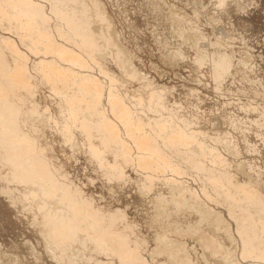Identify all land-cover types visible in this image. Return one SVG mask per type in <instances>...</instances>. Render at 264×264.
<instances>
[{"label":"rangeland","instance_id":"obj_1","mask_svg":"<svg viewBox=\"0 0 264 264\" xmlns=\"http://www.w3.org/2000/svg\"><path fill=\"white\" fill-rule=\"evenodd\" d=\"M7 1L0 0V76L19 72L24 88L8 104L12 100L17 108L45 117L38 124L44 136L38 141L51 170L69 187L67 195L48 196L56 197L50 205L57 213L67 210L77 216L81 227L96 230L123 260L104 248L85 250L69 234L58 239L49 223L50 229L42 227L34 203L46 201L43 196L5 199L0 193V264H129L124 261L127 251L133 254L126 260L140 255L138 264H264V0H58L53 6V0ZM29 4L38 23L33 25L44 27L47 18L52 40L34 39L27 46L31 50L21 41L34 28L25 29L22 22ZM10 9L22 16H11ZM52 10L64 11L77 22L98 14L106 20L105 39L81 41L71 26L55 21ZM17 30L25 31L21 35ZM107 39L110 44H104ZM34 44L38 51L31 53ZM49 44L66 51L69 62L51 53ZM121 58H126L131 75L119 67ZM215 60L223 62V73L215 69ZM51 63L61 77L70 70L80 80L75 91L83 90L79 93L90 104L84 116L94 117L91 136L81 119L73 122L63 108L58 96L66 92L61 86L42 84V73L49 74ZM8 83L0 82V88L11 87ZM113 102L120 110L113 109ZM67 104L75 105L71 100ZM123 114L134 122L131 133L161 154L162 167L151 170L138 161L151 152L136 146L120 121ZM211 173L217 184L209 181ZM240 203L253 210L252 218L242 214ZM185 206L204 207L211 215L199 220L181 208ZM162 209L164 214L158 212ZM194 228L204 235L191 233ZM116 237L124 240L120 249ZM207 237L217 251L211 250ZM245 249L254 253V260L242 255Z\"/></svg>","mask_w":264,"mask_h":264},{"label":"bare ground","instance_id":"obj_2","mask_svg":"<svg viewBox=\"0 0 264 264\" xmlns=\"http://www.w3.org/2000/svg\"><path fill=\"white\" fill-rule=\"evenodd\" d=\"M44 1V0H43ZM47 1V0H46ZM52 1V0H51ZM58 0H53V2H49L50 4H52L51 6L54 5L55 2H57ZM11 2V1H10ZM6 3H9V0L6 2ZM11 4V3H10ZM26 5V4H25ZM30 5V4H29ZM12 6V4H11ZM10 6V7H11ZM21 6V5H20ZM19 6V7H20ZM24 6V5H23ZM24 7H27V8H30L29 10H25L23 8V10H25V12L23 13V19H22V22H24L23 24L25 25V29H26V26L29 27L33 25V23H36L35 25H37L38 23L35 21L36 18L33 17L34 15V12H31V5L30 6H24ZM13 8V7H12ZM16 8V7H14ZM17 9V8H16ZM22 9V8H21ZM6 10V9H5ZM8 12V10H6ZM19 11V10H18ZM18 11H11L10 9V13H11V16H22L18 13ZM21 11V10H20ZM50 11V10H49ZM55 14V21L57 20V23L60 22L61 25L62 23H64V25L66 26H71V29H72V32L74 33V35L76 36V38L80 39L81 41H85L87 42L88 40L90 41L89 38H92V37H98L99 39L103 38V35H104V31L102 29V23L103 22H106V20L102 19V17H100L98 14H96L95 16L97 18H91V19H88V22L87 20L84 19V16H83V20H79L77 22L76 18H70V17H67L65 12L62 11L61 13H58L56 10H52ZM5 12V11H3ZM6 12V13H7ZM26 12H28L27 14H25ZM21 13V14H22ZM9 14V13H8ZM7 14V15H8ZM25 14V15H24ZM53 14V15H54ZM6 14H4V17H5ZM9 16V15H8ZM7 17V16H6ZM33 17V18H32ZM11 18V17H10ZM9 18V19H10ZM54 18V17H53ZM19 18V20H21ZM47 19V18H46ZM45 19V21L41 24V26H44V27H36L35 25H33L34 28H32L33 30L30 31V33L28 32V34L26 35L27 31L25 32L24 36L22 37L23 39H21V41L23 40L24 41V45H26L25 47H27L28 45H32L34 42H32V40L34 41L35 40H43V41H50L51 39H49L48 37L51 36L50 35V29L47 24V20ZM49 19V18H48ZM15 20H16V17H15ZM18 20V23H21L20 21ZM52 20V19H51ZM55 21H54V24H55ZM92 21H95V23H91ZM13 22V21H12ZM52 22V21H51ZM46 23V24H45ZM49 23V21H48ZM56 23V24H57ZM13 24V23H12ZM17 24V23H15ZM21 24V25H23ZM19 25V24H18ZM40 25V24H39ZM110 25V24H109ZM15 26V25H14ZM17 27V26H16ZM22 27V28H23ZM30 27V28H31ZM105 27V25H104ZM18 28V27H17ZM15 28V29H17ZM109 28V26H108ZM20 29V28H19ZM14 30V29H13ZM23 30V29H21ZM21 30H17L19 32V34L23 35L24 31H22L23 33H20ZM109 31V30H108ZM113 33V32H112ZM15 34V33H14ZM18 34V35H19ZM21 35H19L21 37ZM29 35V37H28ZM31 36H35L34 38L31 37ZM18 37V36H17ZM19 37V38H20ZM108 37V36H107ZM46 39V40H44ZM2 40V39H1ZM110 40V39H109ZM22 41V43H23ZM52 41V40H51ZM104 44L108 41L107 40H104ZM3 42V41H2ZM5 42V41H4ZM26 42V44H25ZM38 42V41H37ZM12 43V42H11ZM110 44V42H107ZM21 44V43H20ZM85 43H80V45H84ZM88 44V43H87ZM101 44V43H100ZM116 44V43H115ZM107 45V44H106ZM36 46V44H34L32 46L33 50L30 51L31 53L34 51V50H37V49H34ZM48 46V48L51 50V53L54 52L55 55H57L58 59H61L62 61L63 60H66L69 62V59H70V56L67 54L66 51H62L60 49H55L53 48V46L51 44L49 45H46V47ZM99 46V45H98ZM112 46V45H111ZM114 46V45H113ZM193 46V45H192ZM29 47V46H28ZM27 47V49H29ZM40 46H38V49H39ZM104 47V46H103ZM117 47V46H116ZM119 47V46H118ZM117 47V48H118ZM11 48V46H10ZM41 50L44 48L40 47ZM106 48V46L104 47ZM45 50H48L46 48H44ZM102 49V48H101ZM100 49V51H101ZM16 50V49H15ZM31 50V48L29 49ZM118 50V49H117ZM17 51V50H16ZM28 51V50H27ZM38 51V50H37ZM36 53V51H34ZM42 52V51H41ZM40 52V53H41ZM48 53V51H46ZM15 53V52H14ZM86 54H89V52H85ZM42 54V53H41ZM52 54V56L54 55ZM98 54V53H97ZM3 55V54H1ZM12 55V54H11ZM10 55V56H11ZM45 55V54H44ZM49 55V54H48ZM47 55V56H48ZM110 55V54H109ZM108 55V56H109ZM117 55V54H116ZM119 55V53H118ZM125 55V54H123ZM208 55V54H207ZM4 56V55H3ZM16 56V55H15ZM20 56V55H19ZM18 56V57H19ZM41 56V55H40ZM50 55V57H52ZM102 56V55H101ZM122 57V52H121V55ZM12 57V56H11ZM17 57V58H18ZM22 57V55H21ZM43 57V56H42ZM60 57V58H59ZM126 57V56H125ZM203 57V56H202ZM3 58V57H2ZM1 58V59H2ZM47 58V57H46ZM0 59V60H1ZM53 59H54V56H53ZM52 59V60H53ZM111 59V58H109ZM126 59V58H125ZM125 59L121 58V61H119V67H122L124 70V72L127 70L129 73V66H127V64L125 63ZM51 60V61H52ZM56 60V58H55ZM60 60V62H61ZM81 60V59H80ZM115 60V59H114ZM208 60V59H207ZM213 60V58H212ZM219 60V59H218ZM218 60L214 61V64L216 63L215 65V69H217V71L219 70L220 74L223 73L225 71V66L223 65V62L221 63V65L218 64ZM25 61V60H24ZM33 61V60H32ZM59 61V60H58ZM127 61V60H126ZM130 61V60H129ZM128 61V62H129ZM41 62L40 64H42V60L39 61ZM49 62V61H48ZM47 62V63H48ZM59 62V64H60ZM67 62V63H68ZM7 63V62H6ZM46 61L44 64H47ZM62 63V62H61ZM66 63V62H65ZM64 63V64H65ZM130 63V62H129ZM5 64V63H4ZM38 64V62H37ZM80 64V63H79ZM22 65V64H21ZM43 65V64H42ZM49 65V64H47ZM52 65V63L50 64ZM55 65V64H54ZM58 65V63H57ZM1 66H3V63L1 64ZM6 66H8V63L6 64ZM36 66V65H35ZM39 66V65H38ZM41 66V65H40ZM39 66V68H40ZM53 66V65H52ZM50 67V71H48L47 73H49L48 75H44L45 73H40L42 76L41 80L43 81L42 84H47L48 86L51 85L52 88L56 89V87H59L61 86L60 90H63L65 94L63 93H59L61 94V96L59 95L58 97H62L61 98V104H64L63 105V108L68 112L70 113V116L71 118H73V122H79V120L81 119V123L82 125L85 126V130L87 132V135L88 137L91 136L93 134V130L91 129L90 126H92L91 124L94 123V117H90L88 119H85L86 117L84 115L87 114V110L85 108V105H88L90 106V104L86 101L85 99V96H83L82 93H84L83 90H79L78 92H76V88H75V83L80 82V80L76 79L75 75H73L70 70H68L69 68H67V75H65L64 77H61V73L59 74L58 72L59 69L57 70V68L55 69L54 66L53 67ZM221 66V67H220ZM34 67V66H33ZM46 67V66H45ZM68 67V66H67ZM130 67L131 66V63H130ZM2 68V67H1ZM0 68V69H1ZM8 68V67H7ZM6 68V71L8 70ZM35 68V67H34ZM37 68V67H36ZM38 68V69H39ZM60 68V66H59ZM81 68V67H80ZM22 70H24V72L26 74H28L26 67H23L21 68ZM32 69V68H31ZM48 69V67H47ZM46 69V70H47ZM62 69H65V66L64 68ZM123 69L121 70V72L123 71ZM132 69V68H131ZM2 70V69H1ZM14 70V69H13ZM66 70V69H65ZM65 70H62V71H65ZM135 70V69H134ZM11 71V70H10ZM39 71V70H38ZM5 72V71H4ZM37 72V71H36ZM35 72V73H36ZM43 72V71H42ZM66 72V71H65ZM63 72V73H65ZM69 72L72 74L70 75ZM127 72V73H128ZM19 73V72H18ZM16 72L15 73H11V72H6V74L4 73L3 76H0V82L3 83V82H6L8 81L9 83L6 85V86H10L12 85L11 87L7 88L6 90L5 89H2L0 88V182H1V195H3L5 197V199H10V198H25V197H39V196H43L44 199H46V201H43V202H35L34 203V209H36L39 213H41V218H42V227H44L45 229H50V227L47 226V223L51 224L53 227H54V236H56L58 239L61 238V236L63 234H69V240L70 241H74V242H78L80 244H82V246L84 247V249L86 250L87 247H90L92 249H94L96 252H99V251H103V248L106 250V251H109L112 253V255H115L117 256V258H119V260H123V258L121 257V255L119 253H116L114 248L113 250L112 249H109V246H108V243L106 242V240H103L100 238V235L99 233L92 229L91 227H88L86 225H83V227L80 226V224L77 222L76 218L77 216L73 215V214H69L68 211H62L64 212V214L62 213H57L55 212V209L53 207H51L50 205V202L51 201H54L56 199V197H54V200H51V198H49L48 196H53V195H67L68 194V191H69V187L67 188L66 186H64L60 181L61 179H59V174H56V171L55 170H51V163H49V161L46 159V157L44 156L45 152H44V146L42 147V144H40V141L39 138L42 136L44 137L41 132V130L39 129L40 127H38V124L39 126H41L43 124V121L46 122L45 120V117H40V118H37V116H35L33 113H31L29 110L27 111L25 109V107H21L19 106V108H17V106L13 105L12 104V100L11 102L8 104V102L10 101V98L12 97H16V99H18L19 97V93H20V89L21 88H24L22 85H19V80H18V77L20 75V73L18 74ZM123 73V72H122ZM134 73V76L135 77V73H138V72H133ZM131 75V73H130ZM139 75V73L136 75V77ZM216 75V74H215ZM30 76V75H29ZM74 76V77H73ZM220 76V75H219ZM84 77V76H83ZM139 77V76H138ZM30 78V77H29ZM39 78V77H38ZM142 78V77H141ZM218 78V77H217ZM32 79V78H31ZM40 80V78H39ZM40 80V81H41ZM127 80V79H126ZM41 81V82H42ZM113 81V80H112ZM82 82V80H81ZM85 82V81H84ZM83 83V82H82ZM68 84L70 85V87L68 86ZM2 85V84H1ZM19 85V86H18ZM3 86V85H2ZM1 86V87H2ZM46 86V85H45ZM28 89L29 86H26ZM36 87V86H35ZM34 86L32 87L33 89H37L35 88ZM95 87V86H94ZM5 88V87H3ZM30 88V87H29ZM13 89V90H12ZM59 89V88H57ZM69 90H71V92H69ZM55 91V90H54ZM68 91V92H67ZM79 92H82V93H79ZM54 93V92H53ZM78 95L77 99L73 98L72 96L74 95ZM58 95V94H56ZM19 100L21 101V98H19ZM69 100L73 101L75 103V105H68L67 103L69 102ZM16 102H18V100H15ZM13 101V102H15ZM37 105H32L31 108L32 109H35ZM114 108H119L120 110V106L118 105V103L116 102H113V109ZM61 109V108H60ZM64 110V111H65ZM68 116V115H67ZM118 117V116H117ZM65 119V118H64ZM120 121L122 122V124H125L126 126V129L129 131V134H131L134 138V141H135V144L136 146L140 148V150L143 152V151H148V152H151L149 155H151V157L149 158H146L145 157H140L138 159V161L140 162H143V163H147L146 166H147V169L148 168H151L152 170V166H155L156 168V165L158 166H161L162 167V163H161V160L162 158L160 157L159 153L156 152V151H151V147H152V143L148 142L145 138L141 137V136H136L131 133V129L134 128V122L131 123V120L129 119V116L123 114V116L121 117ZM69 122V121H68ZM71 122H72V119H71ZM41 124V125H40ZM110 128H112V125L111 127H108L106 129L110 130ZM43 129V128H42ZM136 129H138L136 127ZM134 129V130H136ZM114 130V131H112ZM111 130V133H112V139L114 142H116L117 140V136L115 135V132L116 130L115 129H112ZM67 131V129H66ZM65 131V133H66ZM62 132V131H61ZM114 134V135H113ZM65 135V134H64ZM68 135V134H67ZM139 135V134H138ZM96 136V135H95ZM143 136V135H142ZM66 137V136H65ZM94 137V136H92ZM91 137V138H92ZM97 137V136H96ZM141 137V138H140ZM95 138V137H94ZM148 139V138H147ZM92 140V139H91ZM72 142V141H71ZM148 142V143H147ZM95 148V147H94ZM94 148L91 150L92 153H95L97 152L98 150ZM105 148H107L105 146ZM107 150V149H106ZM155 150V149H154ZM102 151V150H101ZM96 154V153H95ZM99 154V153H98ZM148 154V153H147ZM146 155V154H145ZM155 158L157 159V164H153V160H155ZM155 163V161H154ZM149 165L151 167H149ZM145 166V165H144ZM144 166H139V167H144ZM138 167V166H137ZM154 168V167H153ZM144 169H146V167H144ZM208 179L209 181L211 182H215L217 181V179H215V177L213 176V174L211 173V175L208 176ZM217 184V182H215ZM17 193L18 195H15L14 193ZM242 203H240L239 205L244 207L245 210H243V215H246V217H249V218H252L251 213L250 214V211L252 210L250 208V210L248 209L249 207L246 206V205H241ZM180 207V206H179ZM178 207V208H179ZM248 207V208H247ZM181 208H185L189 211H191V213H194L198 216H200V219L199 220H206L205 216L207 215V217L209 216L208 215V209L202 207H198V206H185V207H181ZM158 209V208H156ZM177 209V208H176ZM180 209V208H179ZM70 211L72 212H75L76 209L75 208H69ZM160 210V209H159ZM160 214L162 213L163 209L161 211H159ZM207 210V211H206ZM249 210V211H248ZM166 211V210H165ZM175 211V210H174ZM248 211V213H247ZM253 211V210H252ZM173 212V211H172ZM182 212V211H181ZM184 213V212H183ZM164 214V213H162ZM187 214V213H186ZM211 215V213H209ZM166 215V214H165ZM169 215V214H168ZM242 215V217H243ZM211 217V216H210ZM242 217H241V220H242ZM159 218V217H158ZM162 218V217H161ZM160 218V219H161ZM237 218V217H236ZM235 218V220H237ZM157 219V217H156ZM159 219V221H160ZM211 219V218H210ZM217 219V218H216ZM240 219V218H239ZM238 219V221H239ZM208 220V219H207ZM244 220V219H243ZM250 220V219H249ZM158 221V219H157ZM245 221H247V218L245 219ZM264 221L261 220V223H263ZM201 223V222H200ZM240 223V222H239ZM238 223V224H239ZM162 224V223H161ZM196 224V223H195ZM221 224V223H219ZM237 224V223H236ZM264 224V223H263ZM198 225V224H197ZM196 225V226H197ZM262 225V224H261ZM195 226V225H194ZM189 230L187 232L190 231L191 229V225L189 226ZM206 227V226H205ZM213 227V226H212ZM220 227V226H218ZM262 227V226H261ZM264 227V226H263ZM262 227V228H263ZM196 228V227H195ZM194 228V229H195ZM262 228H260V230H262ZM193 229V228H192ZM208 229V228H207ZM251 229H253L251 227ZM264 229V228H263ZM196 230V229H195ZM200 230V228H199ZM210 230V229H208ZM250 230V229H249ZM51 231V230H50ZM183 232V230H180ZM191 230V233L195 234L196 236L199 234L198 233V230L196 231H193ZM203 231V229H202ZM213 231V229H212ZM251 231V230H250ZM102 232H103V229H102ZM177 232H179L177 230ZM206 232V231H205ZM204 232V233H205ZM249 231H247L248 233ZM181 233V232H180ZM250 233V232H249ZM248 233V235H250ZM252 234V232H251ZM182 235V233H181ZM189 235V233H188ZM194 235V236H195ZM199 235H204V234H199ZM198 235V237H199ZM193 236V235H191ZM193 236V237H194ZM189 237V236H188ZM202 236H200V239H201ZM214 237V236H213ZM252 239V235L249 236ZM204 238H206V236H204ZM209 237H207L208 239ZM116 242H117V248H122L123 245H124V240L120 237H116ZM197 239V238H196ZM210 239V238H209ZM208 239V240H209ZM213 239V238H212ZM203 240V239H202ZM205 240V239H204ZM203 240V241H204ZM88 241L93 245L92 247L89 245ZM211 241V240H209ZM168 242V241H167ZM166 242V243H167ZM204 242H207V241H204ZM171 243V242H170ZM182 244V243H181ZM205 244H208V243H205ZM211 244L212 245H208L210 248H213L211 250H214L216 249L217 247V244L214 242V244L212 243L211 241ZM179 245V243H178ZM177 245V246H178ZM207 246V245H206ZM168 247V246H167ZM173 247V246H172ZM171 248V247H169ZM264 249V248H263ZM218 249L214 250V251H217ZM210 251V249H209ZM244 251H246V253H242V255L244 256V254L247 255V257L249 256V259H255L254 256L252 254H254L251 250H248V249H245ZM127 254H133V253H129L127 251V253H125L124 255V261H126V263L129 262V264H138L141 262L142 259H140V255H137V254H134L132 256L129 257V260H126L127 258L125 257ZM245 255V256H246ZM261 255L264 256V250L261 251ZM244 256V257H245ZM214 258V257H213ZM246 258V257H245ZM257 259H261V257H258V255L256 256V260ZM131 260V261H130ZM121 263V261H120ZM123 264V262H122Z\"/></svg>","mask_w":264,"mask_h":264}]
</instances>
